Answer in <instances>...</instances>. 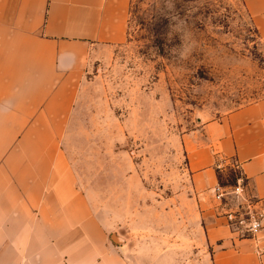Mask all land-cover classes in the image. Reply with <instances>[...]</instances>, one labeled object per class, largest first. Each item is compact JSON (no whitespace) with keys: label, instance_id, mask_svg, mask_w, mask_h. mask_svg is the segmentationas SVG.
Here are the masks:
<instances>
[{"label":"crops","instance_id":"obj_1","mask_svg":"<svg viewBox=\"0 0 264 264\" xmlns=\"http://www.w3.org/2000/svg\"><path fill=\"white\" fill-rule=\"evenodd\" d=\"M130 2L0 0V264H135L126 243L110 240L64 142L86 73L128 38ZM257 19L264 29V14ZM184 145L206 223L205 241L181 264H264V225L238 237L214 192L236 162L264 204V98L208 121ZM152 250L142 246V264H180L174 248Z\"/></svg>","mask_w":264,"mask_h":264},{"label":"rangeland","instance_id":"obj_2","mask_svg":"<svg viewBox=\"0 0 264 264\" xmlns=\"http://www.w3.org/2000/svg\"><path fill=\"white\" fill-rule=\"evenodd\" d=\"M256 4L131 0L127 40L85 75L65 146L110 240L126 243L135 264L142 246L174 248L181 264L205 241L184 141L264 98V10ZM233 163L220 171L227 189L241 176Z\"/></svg>","mask_w":264,"mask_h":264},{"label":"built area","instance_id":"obj_3","mask_svg":"<svg viewBox=\"0 0 264 264\" xmlns=\"http://www.w3.org/2000/svg\"><path fill=\"white\" fill-rule=\"evenodd\" d=\"M239 168L238 163H233ZM218 167H224V162H218ZM244 175L238 177L237 183L231 189L219 183L214 188L215 196L221 203V210L227 225L239 237H256L264 225V204L250 196ZM249 194V196H247Z\"/></svg>","mask_w":264,"mask_h":264},{"label":"water","instance_id":"obj_4","mask_svg":"<svg viewBox=\"0 0 264 264\" xmlns=\"http://www.w3.org/2000/svg\"><path fill=\"white\" fill-rule=\"evenodd\" d=\"M114 240L116 241H122L121 237H119L117 234L113 235Z\"/></svg>","mask_w":264,"mask_h":264}]
</instances>
